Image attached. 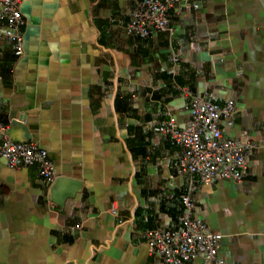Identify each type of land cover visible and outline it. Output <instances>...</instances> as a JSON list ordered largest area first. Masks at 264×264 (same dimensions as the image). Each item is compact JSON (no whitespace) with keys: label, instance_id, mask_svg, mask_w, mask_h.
I'll return each instance as SVG.
<instances>
[{"label":"crops","instance_id":"1","mask_svg":"<svg viewBox=\"0 0 264 264\" xmlns=\"http://www.w3.org/2000/svg\"><path fill=\"white\" fill-rule=\"evenodd\" d=\"M136 1L22 0L23 56L0 39V123L82 184L58 207L37 167L0 161V264H158L144 232L180 227L188 184L183 147L158 131L189 124L178 88L236 103L223 134L257 146L247 175L191 195L223 264H264V0H183L175 33L151 38L125 30Z\"/></svg>","mask_w":264,"mask_h":264},{"label":"built area","instance_id":"2","mask_svg":"<svg viewBox=\"0 0 264 264\" xmlns=\"http://www.w3.org/2000/svg\"><path fill=\"white\" fill-rule=\"evenodd\" d=\"M183 0H138L125 30L140 38H151L159 32L172 36L176 28L171 11H182ZM22 0H0V39L11 43L16 58L24 54L25 20L21 13ZM198 8L197 4L192 6ZM176 62L177 60L174 59ZM189 99V124L180 129L172 119L162 122L158 131L170 136L183 147L179 159V174L188 179L187 191L181 200L184 212L177 230L151 229L144 232L145 244L158 264H223L219 255L222 235L211 231L198 215L191 191L196 183L212 185L218 179L241 183L247 175L249 159L257 146L248 140V132L241 138L224 137L223 128L231 127L236 113L233 100L223 105L211 102L206 94L194 95L178 88ZM0 161L13 169L35 166L45 187L57 177L54 164L36 143L18 142L11 138L9 125L0 123ZM110 213L119 226L136 224L131 218L120 216L114 205Z\"/></svg>","mask_w":264,"mask_h":264},{"label":"water","instance_id":"3","mask_svg":"<svg viewBox=\"0 0 264 264\" xmlns=\"http://www.w3.org/2000/svg\"><path fill=\"white\" fill-rule=\"evenodd\" d=\"M79 180L57 176L48 191L49 200L58 207H64L68 199H73L81 191Z\"/></svg>","mask_w":264,"mask_h":264}]
</instances>
